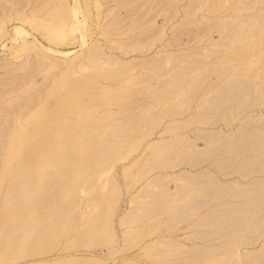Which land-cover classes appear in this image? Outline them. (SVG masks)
<instances>
[{"label":"rangeland","instance_id":"374dc122","mask_svg":"<svg viewBox=\"0 0 264 264\" xmlns=\"http://www.w3.org/2000/svg\"><path fill=\"white\" fill-rule=\"evenodd\" d=\"M11 1L3 0L6 5L2 8L7 3L11 7L7 6L5 14L4 9L0 10V25L6 28L5 32L13 33L15 24L8 19L16 13V5L20 9L26 2L21 10L30 12L40 4L39 8L43 6L47 14L31 24L24 23L31 33L28 42L34 41L31 46H37L39 53L29 50L28 45L13 42L3 49L1 40H7L1 39L5 33L3 29L0 31V264H264V0H159L165 8L162 13L160 4L153 2L159 15L151 16L147 9L138 13L141 17L136 12L133 14L135 8H132L135 2L142 4L145 0H61L68 2L69 7L79 4L81 18L85 19L86 15L85 31L70 34L73 25L67 24L60 27L65 35L55 40H50L47 34L56 27L59 29L60 17L50 14L58 11L59 4L47 0L41 6L44 0H29L31 4L21 0V5L16 1L14 7ZM144 3L149 5V0ZM143 4L145 8L147 4ZM210 5H214L212 9ZM131 9L132 16L126 13ZM45 19L57 26L46 29L48 22L52 24ZM4 21L7 23H1ZM232 23L235 25L231 27ZM82 34L86 35L89 47L93 48L95 43L103 47L106 56L112 57L109 64L97 62L105 61L102 57L89 61L87 69L78 66L83 63L88 48L87 44L82 45ZM142 34L149 39L139 46L137 37ZM41 41L71 53L59 56L48 52L40 45ZM133 41L139 43V49L137 43V49L130 48L134 46L130 43ZM25 50L30 53L26 54ZM124 50L133 51L123 54ZM42 58L43 63L46 61L51 66L50 70L43 65ZM39 59L42 66L37 63ZM72 66V71L77 72H72L75 77L65 75V81L69 79L67 87L53 91L52 97L39 103L54 89L52 80L61 81V76ZM25 69L27 73L30 70L29 75H23ZM110 70L114 71L113 80L111 76L103 78ZM176 72L181 73L177 76ZM120 74L125 76L119 77ZM76 77L91 80L87 81L90 88L86 81L78 83L85 89L83 93L94 95L90 100L87 95L83 103L84 110L94 108L89 110L93 115L87 112L90 117L118 109L121 102L131 101L138 91L148 102L154 99L152 95L156 91L159 102L157 108L154 105L150 110L153 108L159 119L155 124L152 118L144 120L137 138L124 143L98 139L81 149H72L66 142H60L62 138L56 139L58 144L45 142L42 148L59 150L47 157L41 154L40 148H33L36 153L30 150L26 137L14 143L10 137H13L12 120L16 122L13 116L17 111L18 115L27 113L36 103L45 108L43 116L68 108L82 97L72 98L73 87L67 93L72 99L70 103L56 105L55 98L66 92L64 87L68 88ZM2 91L6 93L3 95ZM8 105L13 106L8 109ZM21 106L26 107L21 109ZM153 112L147 116L153 117ZM82 114L69 121L70 129H75ZM58 122L41 137L51 130L63 136L65 130L57 129ZM167 127L172 130L165 131ZM29 150L35 155L32 159L27 154ZM79 162L90 168L79 171L76 167ZM34 169L41 178L34 177ZM33 177L37 183L28 184ZM60 189L59 193L66 194L64 199L58 196ZM65 211L70 212L64 218ZM30 222L45 227L42 242L35 245L22 230ZM36 230L33 235H38Z\"/></svg>","mask_w":264,"mask_h":264},{"label":"bare ground","instance_id":"6f19581e","mask_svg":"<svg viewBox=\"0 0 264 264\" xmlns=\"http://www.w3.org/2000/svg\"><path fill=\"white\" fill-rule=\"evenodd\" d=\"M6 0H4V2H5ZM18 2V5H21V4H19V3H22L21 2V0H13V1H11L12 2V4H13V6L15 5V2ZM25 1V0H24ZM29 1V0H28ZM37 1V0H36ZM40 1V0H39ZM43 0H41V2H42ZM46 1V3L49 1H47V0H44L42 3H41V6H42V4H45L44 2ZM54 1V5L57 3V9H58V11H56L55 13H54V11H53V13H50V14H53L52 15V17L53 16H56L57 18L58 17H60V20L62 21V19H63V21L61 22L60 21V23H59V21H58V27H59V29H58V31L56 30V28H55V30H52V28L54 27V26H57V24L56 25H53V21H51V20H48V19H45L46 21L48 20V21H51V24H52V26L50 25V23L48 22V24L50 25H46V29H50V30H52L50 33H48L47 34V36H48V38L50 39V40H55V39H59V38H61V37H63V35H65L64 34V32L65 31H63V33H61L62 32V29H60V27H66L65 25H67V24H70V25H73V27L72 26H70V27H72L71 29H70V31L72 30V33L70 32V34H73L74 33V31H76V30H78V31H82L83 33H84V25H85V19H86V15H85V19L84 18H81V14H80V12L82 11H80V7H79V4H77L76 5V3H75V5H70V7H69V4H68V2H66L67 4H68V7L66 6V3H64V1H61V0H56L57 2H55V0H53ZM66 1V0H65ZM78 0H75L74 2H77ZM125 1V0H124ZM134 1V0H133ZM133 1H132V3H133ZM138 1H140V0H138ZM146 2H147V0H145ZM144 1V2H145ZM151 1V2H150ZM161 1V0H160ZM168 1V0H167ZM175 1V0H174ZM179 1V0H178ZM181 1H183V0H181ZM239 1V0H238ZM237 1V2H238ZM4 2H3V0H0V10H1V8H2V6H3V4H4ZM7 2H8V0H7ZM31 1H29L28 2V4L30 3ZM34 1H32V3H33ZM38 2V1H37ZM97 2V1H96ZM128 2V1H127ZM141 2V1H140ZM140 2H138V3H136L137 4V6H136V4L134 3V7L132 8V9H134V11L132 12V9L130 10V11H128L129 9H130V7H129V9L128 10H126V13L127 12H129V13H133V14H135V12L138 14H140V13H142V12H144L145 10H147L148 9V14L150 13H152L151 14V16H155V13H157L156 11L158 10V7H156L155 5H157V3H159V0L158 1H155V0H149V5H148V3H144V2H142V4H143V6L144 5H146L145 6V8L143 7L142 8V4L140 3ZM153 2H155V5H153L154 3ZM157 2V3H156ZM162 2V1H161ZM170 2V1H169ZM207 2V1H206ZM6 3V2H5ZM9 3V2H8ZM8 3H7V6L8 7H10V4L8 5ZM52 3V2H51ZM126 3V2H125ZM131 3V2H130ZM153 3V4H152ZM176 3V2H175ZM23 5L24 4H26V2H23L22 3ZM28 4H27V6H28ZM31 4V3H30ZM34 4V3H33ZM61 4V5H60ZM160 4V6L159 7H161V3H159ZM163 4V3H162ZM165 4H167V2L165 3ZM177 4V3H176ZM240 3H238V5H239ZM6 4H4V6H5ZM23 5H22V7L21 8H23L22 10H24V8L25 7H23ZM37 5V4H36ZM39 6H40V4H38ZM47 5V4H46ZM125 5V4H124ZM123 5V6H124ZM129 5V4H128ZM172 5V4H171ZM7 6H6V8H2V10H3V14H5L4 13V11L6 12V10L5 9H7ZM26 6V5H25ZM39 6H38V9H36V8H33L30 12H28V11H22L21 10V8L19 9L18 8V6L16 5V8H15V10H16V13L15 14H12V16L10 15L9 16V19H8V16L6 15L5 16V18H7L8 19V21H13L14 22V26H13V33H10L8 30L5 32V27L3 26V28H1V26L3 25H0V31H1V29H3L4 30V33L5 34H3V31H2V34H3V36H2V38L1 39H5V40H7V41H3L2 42V40H1V45H2V48L4 49V48H8L7 47V44L9 43V42H13V44L14 43H16V44H19L20 43V45L22 46V45H28V48H29V50H33V51H36L37 53H39V50H38V48H37V46H35L34 44V41H32L34 44L31 46V43L32 42H28L29 40H28V37L31 35V33L24 27V23H29L30 22V24H31V22L33 21H36V19H38V18H40V17H42V16H44L45 14H47V12L45 13L44 12V8H43V6H42V9L41 8H39ZM60 6H62V8L60 7ZM66 8H65V7ZM97 6V5H96ZM131 6H133V5H131ZM148 6V7H147ZM174 6V5H173ZM195 6V5H194ZM194 6H192V7H194ZM214 5H212V7H213ZM217 6H218V4H217ZM234 6H235V4H234ZM234 6H232V9H234L233 7ZM237 6V5H236ZM15 7V6H14ZM44 7H46L45 5H44ZM54 7V6H53ZM79 7V8H78ZM157 8V10L155 9V8ZM167 7V6H166ZM175 7V6H174ZM200 7V6H199ZM203 7V6H202ZM210 7H211V5H210ZM212 7H211V9H212ZM219 7H220V5H219ZM222 7V6H221ZM238 7V6H237ZM248 7V6H247ZM11 8V7H10ZM55 8V9H56ZM82 8V7H81ZM128 8V7H127ZM127 8H125V9H127ZM162 9H159L160 11H161V13L163 12L162 10L163 9H165L164 8V6L163 7H161ZM170 8H171V6H170ZM186 8V7H185ZM191 7L189 6V9H190ZM201 8V7H200ZM200 8H199V10H200ZM208 8V7H207ZM217 8V7H216ZM224 8V7H223ZM249 8V7H248ZM46 9V8H45ZM111 9V8H110ZM179 9V8H178ZM202 9V8H201ZM205 9V8H204ZM215 9V8H214ZM218 9V8H217ZM222 9V8H221ZM237 9V8H236ZM236 9L234 10V11H236ZM9 10V9H8ZM11 10V9H10ZM50 11H52V9H49ZM101 10V9H100ZM113 10V9H112ZM120 10V9H119ZM220 10V9H219ZM241 10V9H240ZM249 10V9H248ZM114 11V10H113ZM112 11V12H113ZM121 11V10H120ZM120 11H118V12H120ZM170 11H172V9H170ZM175 11H176V9H175ZM223 11V10H222ZM1 12V11H0ZM8 12V11H7ZM111 11H109V13H110ZM111 12V13H112ZM159 12V11H158ZM173 12V11H172ZM186 13H188L187 11H185ZM191 12H193V10L191 9ZM196 12V11H195ZM211 12V11H210ZM132 13H131V16H132ZM165 13H167V12H165ZM171 13V12H170ZM234 13V12H233ZM238 13H239V11H238ZM8 14V13H7ZM48 14H49V11H48ZM49 14V15H50ZM97 14H98V12H97ZM114 14V13H113ZM128 14V13H127ZM136 14V15H137ZM138 14V15H139ZM147 14V11H146V13H144V15H146ZM158 14V13H157ZM156 14V15H157ZM176 14V13H175ZM185 14V13H184ZM236 14V13H235ZM9 15V14H8ZM88 15V14H87ZM108 15V14H107ZM130 15V14H129ZM128 15V16H129ZM138 15H137V18H139V17H141L140 15H139V17H138ZM142 15V14H141ZM159 15V14H158ZM157 15V16H158ZM172 15V14H171ZM0 16H1V14H0ZM47 16V15H46ZM51 16V15H50ZM83 16V15H82ZM120 16V15H119ZM123 16H125V15H123ZM134 16V15H133ZM177 16V15H176ZM175 16V17H176ZM51 17V18H52ZM99 17V16H98ZM105 17H106V14H105ZM104 17V18H105ZM114 17V16H113ZM173 17H174V15H173ZM174 17V18H175ZM235 17V16H234ZM237 17V16H236ZM50 17H49V19H51ZM55 18V17H54ZM117 18H118V16H117ZM124 18V17H123ZM144 18H146V17H144ZM150 18V17H149ZM172 18V17H171ZM42 19H44V18H41V20ZM71 19H72V21H71ZM121 19H122V17H121ZM120 19V20H121ZM126 19V18H125ZM152 19V18H151ZM155 19V18H154ZM169 18H168V16H167V20H168ZM57 20H59V19H57ZM114 20V19H113ZM140 20V19H139ZM147 20H149V19H147ZM39 21V20H38ZM70 21V22H69ZM123 21H124V19H123ZM138 21V20H137ZM142 21H143V19H142ZM141 21V22H142ZM151 20H149L148 22H150ZM55 22V21H54ZM118 23H119V21H117ZM145 22V21H144ZM147 22V23H148ZM258 22V21H257ZM1 23H5V21L4 22H1ZM7 23V22H6ZM5 23V24H6ZM20 23V24H19ZM38 23V22H37ZM39 23H40V21H39ZM72 23V24H71ZM114 23V22H113ZM121 23H122V21H121ZM121 23H120V25H121ZM124 23V22H123ZM151 23V22H150ZM152 23H153V20H152ZM155 23V22H154ZM241 23V22H240ZM239 23V24H240ZM255 23V22H254ZM34 24L35 23H33V26L32 27H34ZM61 24V25H60ZM140 24H142V23H140ZM39 25V24H38ZM37 25V26H38ZM44 25V26H45ZM150 25V24H149ZM216 25V24H215ZM215 25H214V27H215ZM232 25H233V23L231 24V27H232ZM234 25H235V23H234ZM233 25V26H234ZM237 25V24H236ZM244 25V24H243ZM254 25H257V23L256 24H254ZM6 26V25H5ZM42 26H43V24H42ZM49 26V28H47ZM140 26V25H139ZM148 26V25H147ZM154 26H155V24H154ZM225 26V25H224ZM227 26H229V25H226L225 27H227ZM239 26H241V24L239 25ZM118 27H120V26H118ZM149 27V26H148ZM150 27H151V25H150ZM159 27V26H158ZM238 27V26H237ZM243 27V26H242ZM45 27H43V29H44ZM164 28V27H163ZM222 28H224V27H222ZM229 28V27H228ZM152 29V28H151ZM151 29L150 30H148V31H151ZM154 29H157V28H155L154 27ZM160 29H161V27L159 28V31H158V34L160 33ZM214 29V28H213ZM60 30H61V32H60ZM65 30V29H64ZM130 31H131V29H129ZM128 30V31H129ZM143 30H146V29H144L143 28ZM162 30V29H161ZM225 30V29H224ZM229 30V29H228ZM233 30V32H234V28L232 29ZM242 30H244V29H242ZM44 31V30H43ZM87 31V30H86ZM90 31V30H89ZM152 31H153V29H152ZM210 31V30H209ZM132 32H134V30H132ZM145 32V31H144ZM154 32V31H153ZM163 32V31H162ZM161 32V33H162ZM201 32V31H200ZM220 32H223V30L222 31H219V33ZM226 32V31H225ZM236 32V31H235ZM238 32L240 33V31H239V27H238ZM242 32V31H241ZM44 33V32H43ZM76 33V32H75ZM86 33V32H85ZM143 33V32H142ZM148 33V32H147ZM164 33V32H163ZM210 33H211V31H210ZM229 33V32H228ZM1 34V35H2ZM45 34V33H44ZM88 34V33H87ZM141 34V33H140ZM152 34V33H151ZM224 34V33H223ZM143 35V34H142ZM140 36V37H137V38H139V40H138V42H140V44L139 43H137V41H136V43H137V46H138V44H139V46L144 42L145 43V40L147 39L146 37H147V35H143V36ZM155 35V34H154ZM198 35H199V33H198ZM227 35V34H226ZM226 35H225V37H226ZM231 35H233V34H230V36ZM235 35L236 36H234V37H237V34L235 33ZM241 35V34H240ZM243 35V34H242ZM149 36V35H148ZM162 36V35H161ZM161 36H160V38H161ZM238 36H239V34H238ZM41 37H42V35H41ZM45 37V36H44ZM151 37V36H150ZM154 37H157V36H154ZM154 37H152V39L154 38ZM194 37V36H193ZM196 37V36H195ZM233 37V38H234ZM242 37V36H241ZM35 38H37L35 35H34V40H35ZM47 37L45 38L46 40L48 39ZM65 38V37H64ZM75 38V37H74ZM231 38V37H230ZM232 38V39H233ZM81 41H82V45H86L87 44V38H86V35L85 34H82V36H81ZM149 39V38H148ZM147 39V40H148ZM156 39V38H155ZM158 39H159V37H158ZM241 39V38H240ZM244 40H245V38H243ZM39 40V39H38ZM73 40V39H72ZM75 40V39H74ZM135 40V39H134ZM137 40V39H136ZM146 40V41H147ZM191 40H192V38H191ZM239 40V39H238ZM31 41V40H30ZM48 41V40H47ZM58 41H60V40H58ZM76 41V40H75ZM80 41V42H81ZM156 41H157V39H156ZM243 41V40H242ZM149 42V41H148ZM151 42V41H150ZM154 42V41H153ZM152 42V43H153ZM236 42V41H235ZM52 43V42H51ZM55 43V42H54ZM57 43V42H56ZM60 43H62L61 41H60ZM71 43V42H70ZM118 43V42H117ZM121 43H122V41H121ZM120 43V44H121ZM128 43V42H127ZM131 43V45L132 44H134V41H133V43L132 42H130ZM129 43V44H130ZM135 43V44H136ZM155 43V42H154ZM237 43V42H236ZM111 44H112V42H111ZM114 44H116V42L114 43ZM120 44H118L119 46H120ZM124 44H125V42H124ZM128 44V45H129ZM135 44H134V46H132V47H130V45H129V47L132 49V48H136L135 47ZM149 44V43H148ZM238 44V43H237ZM11 45V44H10ZM40 45L44 48V49H46L48 52H51V53H54V54H57V55H59V56H61V55H68L69 53H71V51L69 52V51H63V50H60V49H57L56 47H49V46H46L44 43H42V41L40 42ZM90 45V44H89ZM123 45V44H122ZM121 45V46H122ZM150 45V44H149ZM152 45H154V44H152ZM14 46V45H13ZM87 46H88V44H87ZM111 46V45H110ZM115 46V45H114ZM114 46H112V48L114 47ZM116 46H117V44H116ZM120 46V47H121ZM126 46H127V44H126ZM125 45L123 46V47H126ZM139 46H138V49H139ZM11 47V46H10ZM122 47V48H123ZM143 48H144V46H142ZM149 47V46H148ZM24 48V47H23ZM22 48V49H23ZM41 48V47H40ZM42 48V49H43ZM141 48V47H140ZM147 48V47H146ZM16 49V48H15ZM18 49V48H17ZM16 49V50H17ZM25 49V48H24ZM111 49V48H110ZM120 49V48H119ZM137 49V48H136ZM234 49H235V47H234ZM15 50V52H14V54L17 52ZM27 51V52H29L30 53V51ZM118 50V49H117ZM238 50V49H237ZM120 51V50H119ZM128 51H130V50H128ZM128 51H125L124 50V53L123 54H125V52H128ZM131 51H133V50H131ZM130 51V52H131ZM25 52H26V50H25ZM27 52H26V54H27ZM198 52V51H197ZM226 52V51H225ZM12 53V52H11ZM106 51L103 49V47L101 46V45H98L97 43H95V46H94V44H93V48H92V46L90 45V47L88 46V48H87V50H86V52H85V55H84V60H83V63L81 62V64L79 63V65L78 66H80V68L83 70V69H87V66H88V62L90 61H97L98 59H101L102 57H104V59H105V61L103 60V61H97V62H99V63H104V62H108V60L111 58V60H112V57L110 56L109 57V55L108 56H106ZM192 53V52H191ZM196 53V52H195ZM194 53V54H195ZM228 53V52H227ZM22 54V53H21ZM110 54V53H109ZM198 54V53H197ZM200 54V53H199ZM127 55V54H126ZM193 55V54H192ZM27 56H29V54L27 55ZM113 56H115V55H113ZM107 57H108V59H107ZM167 57V56H166ZM15 58V57H14ZM22 59V58H21ZM41 59V58H40ZM38 60L37 61V63H39V65H41L42 66V64H40L41 62H39V61H41V60ZM43 59L44 58H42V63H43ZM114 59V58H113ZM167 59V58H166ZM225 59V58H224ZM233 59V58H232ZM23 60H24V58H23ZM45 60V59H44ZM171 60H173V59H171ZM228 60V59H227ZM226 60V61H227ZM237 60H240V58L238 59L237 58ZM17 61V60H16ZM115 61H116V59H115ZM153 61V60H152ZM161 61V60H160ZM163 61V60H162ZM225 61V60H224ZM26 62V61H25ZM24 62V63H25ZM89 62V63H90ZM113 62H114V60H113ZM111 63V64H113V65H115L114 63ZM117 62V61H116ZM155 62V61H154ZM36 63V64H37ZM45 63V67H47V68H49L48 70H50V68H51V66L49 67L47 64H46V61L44 62ZM44 63H43V65H44ZM92 63V62H91ZM99 63L97 64V65H99ZM148 63H150V61L148 62ZM152 63V62H151ZM160 63V62H159ZM164 63H165V60H164ZM27 64H28V62H27ZM96 64V63H95ZM108 64H109V62H108ZM156 64H158L157 62H156ZM161 64V63H160ZM166 64H167V62H166ZM174 64V63H173ZM227 64V63H226ZM225 64V65H226ZM25 65V64H24ZM31 65V64H30ZM33 65V64H32ZM39 65H38V67H39ZM159 65V64H158ZM157 65V66H158ZM165 65V64H164ZM74 66V65H73ZM73 66L72 67H70L68 70H70V71H68V70H66V72L64 73V77L63 76H61L62 77V79H61V81H60V79L58 78V79H54V80H52V83H53V85H54V89L49 93V94H47L46 96H45V98H43V99H39L41 102H39L38 100V102L39 103H44V101H46L47 99H49V97H52L51 95L52 94H54L53 93V91H57L59 88H60V90H61V87L63 88V86H66L67 84H66V81L68 82V80L69 79H66V81H65V75H66V77L68 76V77H71V75H74V77H75V74H73V73H76L77 71H76V69H75V71L73 72L72 70H73ZM76 66V65H75ZM94 67H95V65H93ZM128 66H130V65H128ZM133 66V65H132ZM149 66H150V64H149ZM161 66V65H160ZM159 66V67H160ZM176 66V65H175ZM262 66V65H261ZM26 67H28V66H26ZM118 67V66H117ZM120 67V66H119ZM126 67V65H124V68ZM134 67V66H133ZM152 67V66H151ZM178 67V66H177ZM96 68H100V65H99V67H97L96 66ZM115 68V67H114ZM128 68V67H127ZM132 68V67H131ZM147 68V67H146ZM145 68V69H146ZM149 68V67H148ZM162 68V67H161ZM262 68H264V67H262ZM261 67H260V69H262ZM27 69V68H26ZM26 69H25V73H23V75L24 74H26L27 73V71H26ZM41 69V68H40ZM45 69V68H44ZM93 69V68H92ZM112 69V68H111ZM116 69V68H115ZM130 69V68H129ZM129 69H127V71L129 70ZM154 69H155V66H154ZM238 69V68H237ZM119 70V69H118ZM133 70V69H132ZM156 70V69H155ZM192 71H193V69H191ZM190 70V71H191ZM225 70V69H224ZM258 70V69H257ZM35 70H33V72H34ZM38 71H39V69H38ZM41 71V70H40ZM94 71H95V69H94ZM97 71V70H96ZM111 71V72H110ZM110 71H107L109 74H107V73H105V74H107L105 77L103 76V78H105L106 79V77L107 78H109L110 76V78H112L113 77V73H114V71L113 70H110ZM113 71V72H112ZM120 71H121V73H122V70L120 69ZM147 71V70H146ZM191 71V72H192ZM263 71V70H262ZM261 71V72H262ZM22 72H24V71H22ZM69 72V73H68ZM73 72V73H72ZM125 72V71H124ZM123 72V73H124ZM157 72H158V70H157ZM156 72V73H157ZM159 72H160V70H159ZM29 74H30V70H29V72H28ZM27 73V74H28ZM38 73V72H37ZM112 73V74H111ZM117 73H119V72H117ZM130 76H133L132 74V72L130 71ZM147 72H145V74H146ZM153 73V72H152ZM178 73H181V72H178ZM178 73L176 72V75L178 76ZM258 73V72H257ZM19 74V73H18ZM28 74V75H29ZM148 74V73H147ZM192 74H193V72H192ZM31 75H32V72H31ZM48 75H50V74H48ZM77 75V74H76ZM117 75V74H116ZM125 76V74L123 75V74H120L119 75V77L120 76ZM150 74H148V76H149ZM153 75V74H152ZM155 76H156V74H154ZM183 75V74H182ZM186 75V74H185ZM189 75H191V73L189 74ZM218 75H220V74H218ZM222 75H223V73H222ZM256 75V74H255ZM258 75V74H257ZM14 76H16V75H14ZM21 76V75H20ZM27 76V75H26ZM34 76V75H33ZM82 76V75H81ZM114 76H115V74H114ZM129 76V75H128ZM158 76H159V74H158ZM221 76V75H220ZM17 77H18V75H17ZM47 77V76H46ZM51 77V76H50ZM60 77V76H59ZM60 77V78H61ZM147 77V76H146ZM154 77V76H153ZM21 78V77H20ZM24 78H27V77H25L24 76ZM24 78H22V79H24ZM31 78L32 77H30L29 78V81L31 80ZM63 78H64V80H63ZM78 78V79H77ZM82 78V77H81ZM81 78H79V77H76V80L74 79V81H73V83H71V81H70V83H71V85H70V83H69V87L68 88H65L64 87V89L63 90H67L66 92H62L60 95H58L55 99H56V105H59V104H61V103H63L64 101H65V103H70L71 101L70 100H72L71 98L69 99L68 98V94L67 93H69L68 91L71 89V87H73V90H75L76 89V91H73L72 89H71V92L70 93H72L74 96H72V98L74 99V97H77V98H80L81 96V99H79L78 101H75V102H73V103H71L70 105H68L67 107L68 108H62V109H60L59 111L58 110H54L53 111V113H51V114H47V115H45V116H43V114L45 113L44 111V109L45 108H41L40 106H37L36 104H33L34 106H37V107H35V108H33L32 107V109H29L28 111H27V113H26V111H25V113L24 114H21V115H18V111H17V109H16V111H17V113H16V115L15 116H13V119H15L16 120V122L14 123V120H12L13 121V137H10V138H13V142L15 143V142H18L19 140H21V138H23V137H26L27 139H28V142L27 143H30V150H34L33 148H40L41 150H42V153L41 154H43V155H45V157H47V156H50V155H53V154H55L57 151H59V150H56V149H48V148H42V145L43 144H45V142H54V143H59V141H57L56 139H58V138H62L61 139V141L60 142H66L67 144H68V147H71L72 149H74V147H76L75 149H81V146H83V145H86V144H91V143H94V141H96V140H98V139H100V140H102L103 142H109V143H113V142H116V143H124L125 141H132V140H134V139H136L137 138V135H138V133L142 130V124H143V121L144 120H146V119H148V118H152V123L153 124H155L156 123V121L159 119V117H158V115L156 114V112L154 113L152 110H153V108H152V110H150V107H153L154 105V108L156 107L157 108V105H156V103H158L159 101V98H157L156 97V91L154 92L153 90L154 89H152L151 91H153V95H152V93H151V95L153 96V100H150V101H148V102H145L139 95H141V91H138V92H136V96L133 98V99H131V101H123V102H121L120 103V105H119V108L118 109H116V110H106L104 113H102V115L99 113L97 116H93V117H90V115L87 113L89 110H94V108L93 107H89L88 109H86V110H84L85 109V105H83V103H84V101L87 99V95H88V97H89V100L90 99H93L94 98V95H91V94H89V93H83V91L85 90V89H83L82 87H79V85H78V83H80L81 81H91V80H86V79H81ZM115 78H116V76H115ZM18 79V78H17ZM28 79V78H27ZM33 79H34V77H33ZM73 79H70V80H73ZM130 79V82L132 81V79H131V77L129 78ZM128 79V80H129ZM49 80V79H48ZM93 80V79H92ZM96 79H94V81H95ZM112 80H113V78H112ZM114 80H116V79H114ZM147 80H148V78H147ZM46 81V80H45ZM136 81V80H135ZM142 81H143V79H142ZM15 82V81H14ZM19 81L17 80L16 81V84L18 83ZM25 82V81H24ZM32 83H34V81H31ZM85 82V84H86V86H87V88H90V85L88 84V82L86 83ZM137 82V81H136ZM138 82H139V80H138ZM21 83V82H20ZM28 83V82H27ZM26 83V84H27ZM46 82H44V84H45ZM50 83V82H49ZM129 83V82H128ZM132 83V82H131ZM131 83H130V85H131ZM140 83V82H139ZM3 84L5 85V82H3ZM7 84V83H6ZM26 84H23V85H26ZM31 84V83H30ZM47 84V83H46ZM137 84V83H136ZM136 84H132L131 86H133V85H136ZM1 85V84H0ZM32 85V84H31ZM74 85H75V88H74ZM78 85V86H77ZM120 85H122V84H119V86ZM128 86H129V84H127ZM19 86V85H18ZM48 86V85H47ZM101 86V85H100ZM155 86V85H154ZM2 87L3 86H1V90H2ZM6 87V86H5ZM17 87V86H16ZM34 87V86H33ZM67 87V86H66ZM118 88H120V87H118ZM122 88H124L123 86H122ZM122 88H120V89H122ZM148 88V87H147ZM151 88V87H150ZM156 88H157V85H156ZM6 89V88H5ZM8 89V88H7ZM6 89V90H7ZM21 89V88H20ZM26 89H28V87L26 88ZM31 89V88H30ZM124 89H127V86L124 88ZM124 89H122V90H124ZM4 90V89H3ZM14 90H15V88H14ZM16 90H18V89H16ZM59 91V90H58ZM146 91H148V90H146ZM160 91V90H159ZM158 91V92H159ZM14 92V91H13ZM29 92V91H28ZM5 93H6V91H5ZM5 93H3V91H2V94L4 95ZM30 93V92H29ZM2 94H1V96H2ZM8 94H9V92H8ZM27 95H28V93H26ZM31 94H32V92H31ZM30 94V95H31ZM139 94V95H138ZM143 94H145V93H143ZM7 95V94H6ZM151 95H150V97H151ZM158 96V95H157ZM159 96H160V94H159ZM23 97V96H22ZM21 97V99H24V97L22 98ZM32 98H33V96H31ZM17 98H19V96L17 97ZM25 98H26V96H25ZM28 98V97H27ZM29 98H30V96H29ZM35 98V97H34ZM152 98V97H151ZM155 98H156V100H155ZM14 99H16V98H14ZM66 99H69L68 101H66ZM149 99V98H148ZM30 100H32V99H30ZM14 101V100H13ZM15 101H17V99L15 100ZM43 101V102H42ZM24 102V101H23ZM31 102V101H30ZM35 102H36V100H35ZM19 103V102H18ZM29 103V102H28ZM13 104H16V103H13ZM20 104H21V101H20ZM11 106H13V105H10V107ZM28 106V105H27ZM32 106V105H31ZM9 107V105H8V109L10 108ZM14 107H16V106H14ZM20 107V106H19ZM26 107V106H25ZM25 107L24 108H22V106H21V109H25ZM159 107V106H158ZM124 108H126L125 110H123ZM14 109V108H13ZM20 109V108H19ZM18 109V110H19ZM27 110V109H26ZM150 110V111H149ZM158 110H159V108H158ZM157 110V111H158ZM15 111V110H14ZM14 111H12V112H14ZM21 111V110H20ZM154 111H156L155 109H154ZM24 112V111H23ZM84 112V115L82 114V117H81V119H79L78 120V125L75 127V129H70L69 128V121H71V119L73 118V117H76L77 116V114H81V113H83ZM146 112H149V113H147L146 114ZM151 112H153L154 114H156V115H154L153 114V117H148L149 115H151L150 113ZM9 113V112H8ZM7 113V114H8ZM89 113H91L92 115H93V111H89ZM11 114V113H10ZM13 114V113H12ZM149 114V115H148ZM148 115V116H147ZM2 116H3V114H2ZM115 116H117V117H115ZM11 117H12V115H11ZM2 118H4V117H2ZM8 119V118H7ZM101 119H111L112 121L111 122H102L101 121ZM210 119V118H209ZM8 120H10V118L8 119ZM57 120H59V122L57 123V129H59V130H61L62 129V131L63 130H65L64 131V134H63V136H61V137H59L58 135L60 134H56L55 132H54V130H51L50 132H49V134L48 135H46L45 137H41V135H42V133H44V132H48L47 130L49 129V128H51V126H52V124L54 123V122H56ZM2 121V120H1ZM7 121V120H6ZM11 121V120H10ZM25 121V122H24ZM85 121H87L88 123H86ZM208 122H209V120H208ZM7 123H9V122H6V124ZM2 125V124H1ZM7 126V125H6ZM8 126H10L9 124H8ZM11 126H12V124H11ZM3 127V126H2ZM11 128V127H10ZM67 128V129H66ZM173 128V127H172ZM7 128H5V130H6ZM174 129V128H173ZM8 130V129H7ZM168 130H172L171 128H169V127H167L166 128V130L165 131H168ZM1 132H4L3 130L1 131ZM10 132H11V130H10ZM11 132V133H12ZM9 134L10 136H12V134ZM2 134V133H1ZM0 134V135H1ZM9 135H7L8 137H9ZM181 135H177V137L179 138ZM6 137V136H5ZM7 137V138H8ZM176 137V139H178ZM6 138V139H7ZM139 138V137H138ZM182 138V137H181ZM5 139V140H6ZM10 140V139H9ZM63 140V141H62ZM6 142V141H5ZM5 142H3V144L5 143ZM186 143H187V141H186ZM209 143V142H208ZM188 144H191V143H189L188 142ZM6 146V145H5ZM187 146V145H186ZM2 147H3V145H2ZM8 147H6V149H7ZM29 150V152H27V154H28V156H29V159H32V157H34L35 155L34 154H31V151ZM45 150H47V151H45ZM34 152L36 153V150H34ZM1 154V153H0ZM11 154V153H10ZM78 154V153H77ZM2 156V155H1ZM9 156V155H8ZM0 160H2V159H0ZM3 160H4V158H3ZM44 167V166H43ZM76 167H78L79 168V171H87L89 168H90V166L88 165V164H86V163H81V162H79L77 165H76ZM36 168V167H35ZM43 169V168H42ZM35 171L33 172L34 173V177H39V178H41V176L39 175V174H37V172H38V170L37 169H34ZM41 172V171H40ZM39 173V172H38ZM33 177V179H30L27 183L28 184H33V183H37L36 181H35V179L36 178H34ZM55 177V176H54ZM52 179H53V181L55 180V178H53L52 177ZM55 181H57V180H55ZM54 181V182H55ZM63 188V187H62ZM62 189H60L59 191H58V196H61L63 199L66 197V194H65V192H63V193H59V192H62L61 191ZM162 196H164V195H162ZM161 199V201H163L162 200V197H161V195L159 196ZM68 198V197H67ZM66 198V199H67ZM165 198V197H164ZM157 199V198H156ZM159 201V200H158ZM161 201H159V202H161ZM158 202V203H159ZM160 204V203H159ZM161 205V204H160ZM159 205V206H160ZM70 212V211H69ZM69 212L68 211H65L64 212V218L69 214ZM41 220H39L38 222H40ZM37 229V230H36ZM22 230L25 232V234H26V237H27V239L29 240V241H31L32 242V244H37V243H40V242H42V237L45 235V227H42L41 225H37L36 224V222H30V223H26L25 225H23L22 226ZM34 230H36V231H38V235H33L34 234ZM35 236V237H34Z\"/></svg>","mask_w":264,"mask_h":264}]
</instances>
